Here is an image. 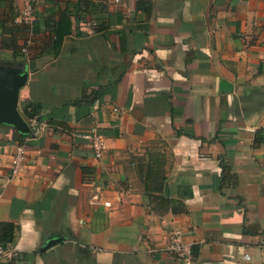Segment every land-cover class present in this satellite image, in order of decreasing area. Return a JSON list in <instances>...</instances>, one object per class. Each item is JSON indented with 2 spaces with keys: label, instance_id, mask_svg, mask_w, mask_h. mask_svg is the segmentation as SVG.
Wrapping results in <instances>:
<instances>
[{
  "label": "crops",
  "instance_id": "crops-1",
  "mask_svg": "<svg viewBox=\"0 0 264 264\" xmlns=\"http://www.w3.org/2000/svg\"><path fill=\"white\" fill-rule=\"evenodd\" d=\"M34 3V68L0 40V62L30 71L20 101L105 87L74 132L19 142L0 125V223L15 233L0 264H188L167 250L176 228L189 264H264V0ZM62 12L55 55L44 36ZM93 126L102 158L77 135Z\"/></svg>",
  "mask_w": 264,
  "mask_h": 264
},
{
  "label": "trees",
  "instance_id": "trees-1",
  "mask_svg": "<svg viewBox=\"0 0 264 264\" xmlns=\"http://www.w3.org/2000/svg\"><path fill=\"white\" fill-rule=\"evenodd\" d=\"M147 2L139 1L138 7L147 6ZM81 7V4H79ZM149 9L150 7H145ZM20 13L19 8L16 6V0H0V40L3 50H9L12 52L15 59H21L22 61H28L27 64L30 68H34V59L31 58L32 52L35 49V39L37 27L35 22L31 27L24 22H18L17 17ZM71 14L62 12L61 21L56 25L51 34L47 37L44 36V46L49 47L47 51L53 52L57 55L59 48L62 45L65 35L70 33V29H63L62 27L71 24ZM97 20V19H95ZM99 20V19H98ZM97 20V21H98ZM98 23V22H97ZM101 22L100 24H102ZM32 34V36H30ZM31 38V43L28 44V39ZM51 45V46H50ZM26 51H23V49ZM90 84H84L80 89V93L73 101L64 102L62 106H54L47 101H38L36 99L28 98L20 101L19 110L25 120L34 125V120L37 121V125L45 123L46 127L52 128L54 132H74L70 122L81 121L90 115L91 106L98 100H101L105 86L89 89ZM74 108L73 112H70V108ZM100 131V130H99ZM101 132V131H100ZM29 136L28 134H21L18 131H14L13 139L21 140ZM14 225L12 223H0V245L7 246L14 240Z\"/></svg>",
  "mask_w": 264,
  "mask_h": 264
},
{
  "label": "built area",
  "instance_id": "built-area-1",
  "mask_svg": "<svg viewBox=\"0 0 264 264\" xmlns=\"http://www.w3.org/2000/svg\"><path fill=\"white\" fill-rule=\"evenodd\" d=\"M21 6L19 8L20 13L17 17L18 22H24L29 24L31 27L33 26L34 22L36 21V10H35V3L34 0H20ZM32 36V34L30 35ZM28 44L31 43V38L27 41ZM23 51H26L24 48ZM33 126L37 133L39 128L46 127L45 123L37 125V121H33ZM36 133V134H37ZM80 138L88 140L93 148L94 156L96 158H102L108 148V142L106 137L100 133L99 129L95 126L91 127L90 129L80 131L77 133ZM26 159V151L23 146H20L13 158V173L17 174L21 169L24 161ZM167 250L171 253L176 254L180 258H182L186 263H191L192 258V250L189 244L186 243L184 239L183 231L180 228L174 229L169 236V243L167 246ZM9 254L8 250L5 246L0 245V259L4 258Z\"/></svg>",
  "mask_w": 264,
  "mask_h": 264
},
{
  "label": "water",
  "instance_id": "water-1",
  "mask_svg": "<svg viewBox=\"0 0 264 264\" xmlns=\"http://www.w3.org/2000/svg\"><path fill=\"white\" fill-rule=\"evenodd\" d=\"M29 77L27 68L0 62V125L11 126L21 134L35 135L37 130L30 126L19 110L21 90ZM59 241L60 238H50L41 250L46 251Z\"/></svg>",
  "mask_w": 264,
  "mask_h": 264
}]
</instances>
